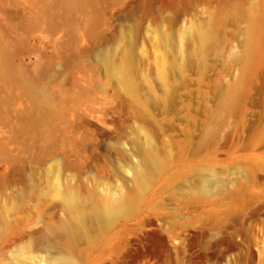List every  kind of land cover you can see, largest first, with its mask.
Wrapping results in <instances>:
<instances>
[{
    "label": "rangeland",
    "instance_id": "obj_1",
    "mask_svg": "<svg viewBox=\"0 0 264 264\" xmlns=\"http://www.w3.org/2000/svg\"><path fill=\"white\" fill-rule=\"evenodd\" d=\"M0 264H264V0H0Z\"/></svg>",
    "mask_w": 264,
    "mask_h": 264
},
{
    "label": "bare ground",
    "instance_id": "obj_2",
    "mask_svg": "<svg viewBox=\"0 0 264 264\" xmlns=\"http://www.w3.org/2000/svg\"><path fill=\"white\" fill-rule=\"evenodd\" d=\"M246 189V184L242 180H238L235 184V188L233 189H226V188H218V192L222 193L225 196H235L240 194ZM86 219L83 220L85 222Z\"/></svg>",
    "mask_w": 264,
    "mask_h": 264
}]
</instances>
